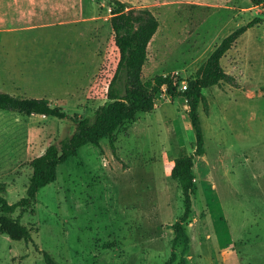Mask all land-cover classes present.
Masks as SVG:
<instances>
[{"label": "rangeland", "instance_id": "obj_1", "mask_svg": "<svg viewBox=\"0 0 264 264\" xmlns=\"http://www.w3.org/2000/svg\"><path fill=\"white\" fill-rule=\"evenodd\" d=\"M41 0H0V91L46 98L67 114L91 116L107 102L119 58L110 0H80L81 16L57 24L60 12ZM148 11L158 28L143 79L172 74L183 89L223 37L255 17L220 59L233 84L203 90L198 107L204 153L193 159L195 191L184 223L187 241L173 244L184 211L175 159L192 154L195 134L184 97L164 90L108 139L80 147L56 168L31 206L12 217L30 240L0 233V264H264V15L250 0H121ZM41 4V3H40ZM92 17V18H93ZM75 130L72 120L0 110V182L9 203L25 196L29 160Z\"/></svg>", "mask_w": 264, "mask_h": 264}, {"label": "trees", "instance_id": "obj_2", "mask_svg": "<svg viewBox=\"0 0 264 264\" xmlns=\"http://www.w3.org/2000/svg\"><path fill=\"white\" fill-rule=\"evenodd\" d=\"M110 2L109 21L119 58L107 86V102L97 106L91 116L76 113L69 115L59 106L51 105L46 98L24 97L0 91V110L58 119L68 118L75 124L72 134L62 137L57 143L49 144L44 152L29 160L32 173L28 179L25 196L9 203L5 197V183L0 182V233L6 234L11 240H30L31 229L13 218L12 213L17 208L31 206L37 191L54 181L59 164L75 156L83 145L96 144L104 138L108 139L110 146L113 147L116 132L123 126L133 123L139 112H150L158 96L165 90L171 96L179 95L185 98L188 117L195 134L193 153L179 155L171 170L172 178L181 186L184 204L183 213L172 225L175 234L173 244L178 240L187 241L184 223L191 213V195L195 191L193 159L204 153V136L198 113L200 104L207 109L203 90L221 82L233 84L234 77L223 69L220 59L248 27L263 18L255 17L223 37L198 66L185 87L178 90L172 74H157L149 79L142 77V66L147 57L148 45L159 25L156 17L146 10L138 13L126 10L121 0ZM250 2L253 5H262L264 15V0ZM42 255L45 264H57L47 252H42ZM174 259L172 252L166 264H172ZM181 264H185L183 259Z\"/></svg>", "mask_w": 264, "mask_h": 264}, {"label": "crops", "instance_id": "obj_3", "mask_svg": "<svg viewBox=\"0 0 264 264\" xmlns=\"http://www.w3.org/2000/svg\"><path fill=\"white\" fill-rule=\"evenodd\" d=\"M40 3L38 6L43 10L61 13L62 17L57 18V24L95 20L96 18L81 16L80 0H41Z\"/></svg>", "mask_w": 264, "mask_h": 264}]
</instances>
